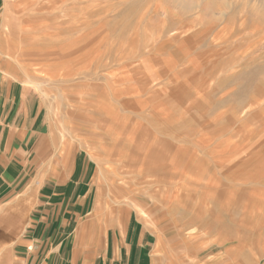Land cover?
I'll return each instance as SVG.
<instances>
[{"label":"rangeland","instance_id":"374dc122","mask_svg":"<svg viewBox=\"0 0 264 264\" xmlns=\"http://www.w3.org/2000/svg\"><path fill=\"white\" fill-rule=\"evenodd\" d=\"M0 70L165 247L264 264V0H2Z\"/></svg>","mask_w":264,"mask_h":264},{"label":"crops","instance_id":"0c3cea01","mask_svg":"<svg viewBox=\"0 0 264 264\" xmlns=\"http://www.w3.org/2000/svg\"><path fill=\"white\" fill-rule=\"evenodd\" d=\"M103 179L52 134L40 94L0 70V264H234L221 246L194 258L165 247L172 235L131 203L104 202Z\"/></svg>","mask_w":264,"mask_h":264},{"label":"bare ground","instance_id":"6f19581e","mask_svg":"<svg viewBox=\"0 0 264 264\" xmlns=\"http://www.w3.org/2000/svg\"><path fill=\"white\" fill-rule=\"evenodd\" d=\"M35 11V10H34ZM47 29V28H46ZM51 45V44H50ZM46 48V47H45ZM103 53V52H102ZM105 53V52H104ZM107 57V56H106ZM97 93V92H96ZM112 94V93H111ZM147 95V94H146ZM111 99V98H110ZM120 100V99H119ZM148 118V117H147ZM121 134V133H120ZM135 143V142H134ZM135 145V144H134ZM137 145V144H136ZM142 150V149H141ZM142 152V151H141ZM155 152V151H154ZM167 155V154H166ZM130 161V160H129ZM97 182V181H96ZM149 227V226H148Z\"/></svg>","mask_w":264,"mask_h":264}]
</instances>
